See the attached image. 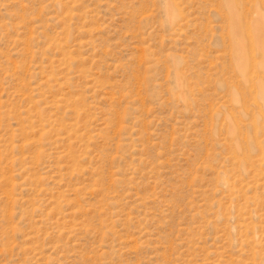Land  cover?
<instances>
[{
  "label": "rangeland",
  "instance_id": "rangeland-1",
  "mask_svg": "<svg viewBox=\"0 0 264 264\" xmlns=\"http://www.w3.org/2000/svg\"><path fill=\"white\" fill-rule=\"evenodd\" d=\"M229 30L224 0H0V264H264V55L243 90Z\"/></svg>",
  "mask_w": 264,
  "mask_h": 264
},
{
  "label": "bare ground",
  "instance_id": "bare-ground-1",
  "mask_svg": "<svg viewBox=\"0 0 264 264\" xmlns=\"http://www.w3.org/2000/svg\"><path fill=\"white\" fill-rule=\"evenodd\" d=\"M224 5L225 8H227L230 23L229 37H231L232 42L231 50L233 52L234 70L242 80L244 86L243 90H248L249 86H253L252 83H254L250 78V72L254 70L251 63L255 58V53L258 55H264V42H262V38L264 37V31L262 28L263 21L260 16L259 19L257 18L255 21L256 25L254 24L253 27L247 26L246 28V15L239 5L238 0H224ZM167 10L169 14H171L172 10ZM258 13L259 9L257 14ZM263 61L258 64L261 69L264 68ZM262 82L263 81L256 83V89L258 88L259 92L261 91V99L263 98L264 92V84H262Z\"/></svg>",
  "mask_w": 264,
  "mask_h": 264
}]
</instances>
